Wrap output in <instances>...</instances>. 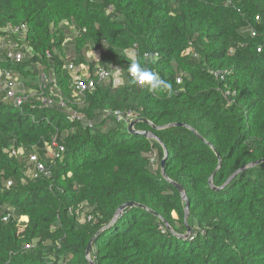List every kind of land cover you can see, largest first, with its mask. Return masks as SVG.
<instances>
[{
  "label": "trees",
  "instance_id": "16d2710c",
  "mask_svg": "<svg viewBox=\"0 0 264 264\" xmlns=\"http://www.w3.org/2000/svg\"><path fill=\"white\" fill-rule=\"evenodd\" d=\"M0 36L25 55L0 52V70L38 91L39 63L63 102L17 107L0 89V264H264V0H0ZM133 60L171 94L137 86ZM68 64L95 81L80 100ZM111 67L122 86L97 82ZM114 112L156 140L128 134ZM53 142L64 148L54 161ZM32 155L47 171L35 179Z\"/></svg>",
  "mask_w": 264,
  "mask_h": 264
},
{
  "label": "built area",
  "instance_id": "2783aa9c",
  "mask_svg": "<svg viewBox=\"0 0 264 264\" xmlns=\"http://www.w3.org/2000/svg\"><path fill=\"white\" fill-rule=\"evenodd\" d=\"M110 11V10H109ZM66 25V24H65ZM24 26L21 25L19 27L10 28L7 27V29L4 30L5 33L10 32L11 34H18L20 31H24ZM253 34V33H252ZM70 38H67L64 40V44H66L67 41H69ZM18 47L17 44H14L12 42H9L7 40V36H0V52L5 55V59L12 63H23L25 60V55L21 52H17L15 49ZM130 53L132 51L128 52V57L133 58L130 56ZM47 57H50V54L47 52L45 53ZM90 55L88 54L87 57ZM146 57V56H145ZM154 58L156 55L153 56ZM29 55V59H30ZM35 68L38 75V91H35L33 89H27L24 88L23 84L20 82L19 76H17L13 71H6V70H0V89L5 92V96L3 97V101H10L14 106H21L29 97H37V100L43 105L47 107H51L54 103L53 98L58 97V103L60 105H63L62 99L58 96L59 92L53 90L55 88V80L52 78L49 79L48 76H46L45 73H43V66H41L39 63H35ZM63 70L68 73V75L71 77L72 80V86H73V96L77 99H81L82 95L86 91H92L95 86V81L93 79H90L88 77V70L84 65H80L78 67H74L72 64H68L63 67ZM123 72L120 68L117 67H111L109 70L104 69H97L95 73V77L97 78V82L100 83H108L111 84L113 88H117L122 86L124 79H123ZM128 77L130 75L128 74ZM2 80V81H1ZM49 83H52L53 87L49 88V94L48 96H44V91L49 87ZM177 84L181 83V79H177ZM137 86H142L138 83H136ZM113 116L115 117L117 122H124V124L128 127L129 124L132 121H135L133 119V114L130 112L124 114L121 112H114ZM72 120H79L75 113L71 115ZM90 127V124H89ZM50 151V152H48ZM64 151L63 146L59 145L56 142H53L51 146H49L46 150V154L49 153L50 158H47L49 160H59L62 157V153ZM19 154H21V151H18ZM13 155L16 154V152H12ZM150 158V165L152 166V159ZM154 160V159H153ZM29 164V177L31 179L37 178L39 174H46L47 171L44 167V164L39 160L37 155H32L29 157L28 160ZM10 185V183H8ZM24 219V218H21ZM20 219V223H21ZM6 220V218L4 219ZM91 216H87L86 219H84V216L82 215L80 218V222L83 223L85 221H90ZM25 223V222H24ZM29 245L25 246V249H28Z\"/></svg>",
  "mask_w": 264,
  "mask_h": 264
},
{
  "label": "water",
  "instance_id": "95a60500",
  "mask_svg": "<svg viewBox=\"0 0 264 264\" xmlns=\"http://www.w3.org/2000/svg\"><path fill=\"white\" fill-rule=\"evenodd\" d=\"M139 121H142V122H144V123H147L148 125H151L150 123H148L146 120H139ZM136 122L137 121H133V122H131L130 124H129V126L127 127V132H128V134H130V135H139V136H142V137H145V138H148V139H155L156 140V138L153 136V134H151V133H149V132H147V131H135L134 130V126H135V124H136ZM172 126H175V127H177V126H181V127H185V128H188L190 131H192L193 133H195L192 129H190L189 127H187L186 125H184V124H174V125H170V126H167V127H172ZM167 127H165V128H167ZM153 128H155V127H153ZM155 129H157V128H155ZM163 147V146H162ZM163 149H164V157H163V159L161 160V163H160V167H161V174L163 175V177L166 179V177L164 176V163H165V160H166V158H167V152H166V150H165V148L163 147ZM218 165H220V163L218 164ZM236 175V173L235 174H233L228 180H227V182L231 179V178H233L234 176ZM213 177V176H212ZM212 177L209 179V185L211 186L212 184H211V179H212ZM172 185L178 190V192H179V194H180V197H181V199L183 200V202H184V205H185V208H184V210H185V220H186V218L188 217V203H187V198H186V194H185V192H184V190H183V188L181 187V186H179V185H177L176 183H172ZM222 188H219V189H213V190H221ZM131 206H134V204L133 203H124L123 205H121L117 210H116V212H115V214H114V217H113V220L112 221H114L116 218H117V216L124 210V209H126V208H128V207H131ZM140 208H144V207H142V206H140ZM145 209V208H144ZM101 231L102 230H100L99 232H97L92 238H91V240L89 241V243H88V245H87V247H86V252H85V254H86V256H88V254H89V252H90V248H91V245H92V243L97 239V237L99 236V234L101 233ZM189 229H187V235L186 236H188V234H189Z\"/></svg>",
  "mask_w": 264,
  "mask_h": 264
},
{
  "label": "clouds",
  "instance_id": "9594fccd",
  "mask_svg": "<svg viewBox=\"0 0 264 264\" xmlns=\"http://www.w3.org/2000/svg\"><path fill=\"white\" fill-rule=\"evenodd\" d=\"M127 71L133 82L142 86L146 85L152 91L163 90L167 91L169 95L171 94L172 84L162 79L156 72L142 66L139 61L133 60Z\"/></svg>",
  "mask_w": 264,
  "mask_h": 264
},
{
  "label": "rangeland",
  "instance_id": "374dc122",
  "mask_svg": "<svg viewBox=\"0 0 264 264\" xmlns=\"http://www.w3.org/2000/svg\"><path fill=\"white\" fill-rule=\"evenodd\" d=\"M130 56L133 57V53H130ZM48 152H50V151H48ZM152 154H153V155H152L151 157L156 156V151H154ZM45 157H46V158H50L49 153L46 154ZM151 157H150V158H151ZM153 159H154V160H153ZM153 159H152V168H153V170H155V169L157 168V159H156V157L153 158ZM29 170H30V168H29ZM29 173H30V172L28 171V172H27V175H29ZM174 217H175V216H174ZM24 222H26V219H21V223H24Z\"/></svg>",
  "mask_w": 264,
  "mask_h": 264
},
{
  "label": "crops",
  "instance_id": "0c3cea01",
  "mask_svg": "<svg viewBox=\"0 0 264 264\" xmlns=\"http://www.w3.org/2000/svg\"><path fill=\"white\" fill-rule=\"evenodd\" d=\"M24 219H26V218H24Z\"/></svg>",
  "mask_w": 264,
  "mask_h": 264
}]
</instances>
